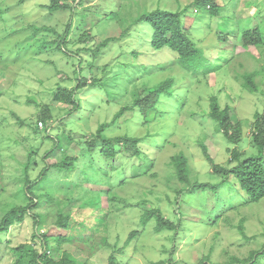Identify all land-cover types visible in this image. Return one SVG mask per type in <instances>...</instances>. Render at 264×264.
Returning <instances> with one entry per match:
<instances>
[{
	"label": "rangeland",
	"instance_id": "1",
	"mask_svg": "<svg viewBox=\"0 0 264 264\" xmlns=\"http://www.w3.org/2000/svg\"><path fill=\"white\" fill-rule=\"evenodd\" d=\"M61 1L73 10L51 13V0H0V224L13 209L25 210L23 220L0 236V264H15L17 248L41 250L46 240L59 249L57 258L69 254L77 264H109L112 255L118 264H264V199L246 204L238 179L214 174L213 162L203 154L206 146L215 164L229 168L239 163L231 162L234 151L243 153L241 161L258 154L251 126L255 113L264 114V0H218L222 7L214 17L205 7L191 6L193 0ZM156 9L182 13L185 28L211 64L208 74L196 78L171 49L152 48L151 26H133ZM71 21L75 30L69 40L83 31L92 39L67 44L66 53L39 49L56 36L35 35L36 27L64 33ZM129 26L136 36L120 37ZM252 29L262 43L246 47L243 36ZM108 38L116 39L94 57L92 50ZM63 73L72 80L65 82ZM251 76L255 89L246 84ZM76 77L94 84L80 91L73 111L53 97L57 84L73 87ZM167 80L174 81L179 97L158 105L164 114L136 109L106 129L110 138L141 139L139 156L124 143L115 145L114 159H105L101 147H88L85 141L96 137L100 125L112 123L147 87ZM213 96L222 108L230 105L233 120L243 124L241 143H230L211 118ZM30 98L57 107L55 117L72 111L60 129L50 123L51 138L32 126L41 108L27 104ZM14 114L26 125H18ZM63 131L64 150L47 155ZM64 153L78 157L75 170L54 169ZM180 154L190 169L184 182L173 165ZM203 183L207 189H193ZM148 210H160L176 230L156 232L153 217L143 227ZM62 217L71 230L58 224Z\"/></svg>",
	"mask_w": 264,
	"mask_h": 264
},
{
	"label": "trees",
	"instance_id": "2",
	"mask_svg": "<svg viewBox=\"0 0 264 264\" xmlns=\"http://www.w3.org/2000/svg\"><path fill=\"white\" fill-rule=\"evenodd\" d=\"M85 0H81L80 4H83ZM197 6V7H205L209 13L214 16H219L221 4H219L218 0H193V3L191 6ZM195 6V7H196ZM51 13L57 12V11H66L68 9L73 10L72 7H70L67 2L61 1V0H51L50 6H48ZM91 8H86V10ZM92 10V9H91ZM196 13L199 12L198 8H195ZM108 15H117L114 12H111ZM72 21L68 26V29L64 33H60L54 28H48V27H36V32L34 31V34L37 35L43 31L54 33V36L56 38L51 41H44L41 43L39 49H43L45 53L49 54L54 52H60V53H66V45L71 44L73 47L77 43H83L88 42L92 39L90 37V34L88 31H83L80 34V38L78 39H72L69 40V33L73 32L75 29L71 27ZM138 24H146L153 28V33L151 35L150 44L153 49L155 50H161L163 48H169L173 52L177 54V62L178 64L184 68L185 70H188V67H191L194 69L193 75L196 76V78L205 76L211 71V64H209V60L206 56L203 55L201 49L197 48L196 43L194 42L190 31L185 28L183 19H182V13L181 12H172L162 9H156L154 11H151L147 14H142L139 16L135 21L133 26H136ZM133 29L132 27H127L123 30L120 37L124 36H136V32L130 33L129 31ZM77 30V29H76ZM77 33V31H75ZM226 37H224L225 39ZM87 39V40H85ZM116 38H108L106 41H104L102 44L98 45L95 49H93V56H98L104 49V47L107 46L108 43L113 41ZM243 42L246 47H254L256 45L261 44V37L258 30L252 29L251 31L245 32L243 36ZM46 44H50L54 46V49H45ZM72 47V48H73ZM87 49L88 52L91 51V49L84 47V50ZM82 51L83 49H79ZM50 63V62H48ZM92 66V64H90ZM80 67V71H81ZM213 71V70H212ZM192 72V71H191ZM67 73V72H66ZM63 73V74H66ZM62 74V75H63ZM67 75V74H66ZM194 76V77H195ZM246 84L250 88H254V84L251 77H245ZM63 81V79H61ZM70 77L67 75L65 82L71 81ZM91 80V79H90ZM89 79L86 78H80L76 77L75 86L68 87V85L65 84L63 86L62 84H57V88L54 91V97L53 101L58 104H65L66 106H73V111L79 107V104L76 100V97H78V94L81 90L86 89V86L90 85V87L94 84V79H92V83L89 84ZM174 81L173 80H167L164 82H161L159 84H156L155 87H147L148 89L145 91H142L140 97H137L132 105L130 106H124L115 116L113 119V122H107L100 125L98 128V131L96 133V137L93 140H86L85 143L90 147L91 150L95 151L98 147H101V155L105 159H114L116 157V148L115 145L118 143H124L135 149L136 154L135 156H139L140 150L138 149V144L142 141L141 139L135 138V137H118V138H110L105 135L106 129L109 127H112V124H114L119 117H122V115L126 112H134L136 109H140V113L143 115H146L150 111H155L158 108V105L161 104L163 101H168L167 99L177 98L176 93H174ZM1 98V94H0ZM165 99V100H163ZM178 99V98H177ZM30 100V101H28ZM27 104L29 105H35L37 104V108H41L40 116L37 118H32L31 122L33 123L32 126L37 128V130L43 129L47 133V137L51 138V135L53 133L50 132V129L52 126H50V123L59 124L53 129H60V125L64 124L67 120V116L72 113L71 110L66 113L65 118L62 116L55 117L54 111L57 107H52L49 104H39L35 99H28ZM79 101V100H78ZM36 106V105H35ZM211 112L210 116L213 120H215L220 127L221 132L223 133L224 137L228 139V141L232 144H239L242 142V139L244 137L243 133V124L241 122H237L233 120V115L231 113V106L227 105L226 107L222 108L220 105V101L217 96H213L210 103ZM159 111V110H157ZM157 113V112H156ZM164 114L163 112H160ZM158 113V114H159ZM18 121V125L24 126L26 125L27 121L18 117L16 114H14ZM45 126V127H44ZM252 133V146L256 148L258 154L251 156L243 161H241V156L243 153L239 151H234L232 153L231 162L234 160L239 161L238 165L234 168L229 167H223L221 165L215 164L213 158L208 154L207 147L204 146L203 154L209 159L211 162H213V173L214 174H227V176H234L238 179L240 186L243 190L246 191L248 198L246 199L245 203H259L262 199H264V114L262 113H255V119L251 126ZM64 132V131H63ZM50 133V135H49ZM65 132L58 133L55 135L54 140V147L51 148L47 152V155L51 153H55L56 151H62L64 148H61L62 144V137H64ZM70 137V136H69ZM98 144H100L98 146ZM66 151V150H65ZM92 151V152H93ZM65 158L61 159L58 163L53 164L54 169H62V170H75L74 162L78 160V157L67 155L64 153ZM173 165L176 168L177 176L179 180L182 182L187 181L190 176V169L188 167V159L185 157V155L180 154L176 155L173 158ZM50 167V166H49ZM52 169V168H51ZM43 175V174H42ZM29 181V178L27 179ZM30 182V181H29ZM29 182H27L29 184ZM29 186V192L31 193V188L33 187L31 182ZM209 186L208 183L203 184H196L193 189L197 190L200 188L207 189ZM24 211L21 208H15L13 209L9 214H7L2 223L0 224V236L7 232L11 225H13L15 222H19L23 220ZM162 212L160 210H148L144 213L143 218L141 219V223L143 227L148 224L150 219L155 218L157 221L156 225V232L161 233L163 231H174L177 228V225L171 222L167 217L163 216L161 214ZM96 217L99 216L97 213H95ZM69 220H71V215L68 217ZM61 227L70 229V226L65 222V218H61V220L58 223ZM84 226V225H83ZM135 234V233H133ZM64 239L66 235H61ZM48 241H44V247L41 250H38L37 248L28 247L27 251H24L21 246L20 248H17L15 250V254L17 256V259L15 260V264H77L78 260L70 259L69 254L63 255L62 258H57L55 253H60L59 249L53 250V247L50 245H47ZM264 253V252H263ZM263 253H259V255H262ZM258 255V257H260ZM29 256L30 258L28 259ZM254 257V256H253ZM28 259V260H26ZM109 264H118L117 259L115 255H112L110 258ZM157 264V263H156ZM159 264H162L161 262ZM255 264V263H251Z\"/></svg>",
	"mask_w": 264,
	"mask_h": 264
}]
</instances>
